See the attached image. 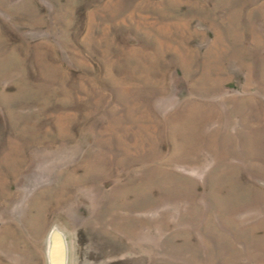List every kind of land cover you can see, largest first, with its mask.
Returning a JSON list of instances; mask_svg holds the SVG:
<instances>
[{
    "label": "rangeland",
    "instance_id": "1",
    "mask_svg": "<svg viewBox=\"0 0 264 264\" xmlns=\"http://www.w3.org/2000/svg\"><path fill=\"white\" fill-rule=\"evenodd\" d=\"M52 232L65 264H264V0H0V264Z\"/></svg>",
    "mask_w": 264,
    "mask_h": 264
},
{
    "label": "bare ground",
    "instance_id": "2",
    "mask_svg": "<svg viewBox=\"0 0 264 264\" xmlns=\"http://www.w3.org/2000/svg\"><path fill=\"white\" fill-rule=\"evenodd\" d=\"M59 233L61 232L59 231ZM47 247L49 249L48 254L52 264H65V247L57 233L52 232L50 234Z\"/></svg>",
    "mask_w": 264,
    "mask_h": 264
}]
</instances>
